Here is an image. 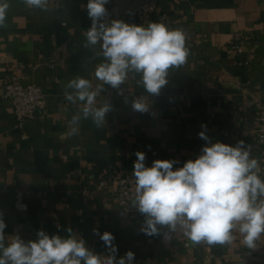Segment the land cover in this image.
Returning a JSON list of instances; mask_svg holds the SVG:
<instances>
[{
    "label": "crops",
    "instance_id": "0c3cea01",
    "mask_svg": "<svg viewBox=\"0 0 264 264\" xmlns=\"http://www.w3.org/2000/svg\"><path fill=\"white\" fill-rule=\"evenodd\" d=\"M8 2L7 27L0 28V215L6 239L19 234L25 242L35 240L40 230L67 238L70 227L105 257L108 249L95 228L113 234L117 259L132 251L133 264H264V236L255 249L238 235L231 244L194 247L173 234L165 240L166 227L148 236L141 231L145 215L122 218L113 187L100 191L96 183L98 170L120 175L133 169L137 151L146 154L147 167L168 159L176 161L173 170L180 168L201 154L207 143L201 131L211 143L251 145L264 178L256 112L264 104V0H160L149 22L129 23L161 22L186 33L187 62L169 69L158 96L146 93L138 73L130 72L119 88L96 79V67L106 61L98 54L100 44L84 46L91 26L88 0H49L47 11L23 0ZM11 77L40 87L46 96L47 109L22 124L4 97ZM76 77L89 79L93 91L100 86L93 107H110L101 127L91 116L83 118L85 102L65 99L66 91L74 92L66 85ZM140 98L148 112L133 109ZM76 115L78 125L70 126ZM71 127L78 134L69 136ZM18 194L24 210L17 206Z\"/></svg>",
    "mask_w": 264,
    "mask_h": 264
},
{
    "label": "clouds",
    "instance_id": "9594fccd",
    "mask_svg": "<svg viewBox=\"0 0 264 264\" xmlns=\"http://www.w3.org/2000/svg\"><path fill=\"white\" fill-rule=\"evenodd\" d=\"M31 9L48 10L49 0H23ZM109 0H88L87 15L91 26L85 33V47L100 44L106 62L95 69V77L103 84L119 88L128 79L129 73L141 74V83L149 95H159L168 83L169 69L179 68L187 62L189 49L183 29H171L161 22L144 25L129 24L113 19L105 23L109 15L106 5ZM8 0H0V28L7 27ZM65 99L75 103L85 102L83 118L92 117L101 127L110 107L104 104L93 107L100 86L93 91L89 79H71ZM135 111L148 112L143 98L133 105ZM81 117L73 116L69 122L78 125ZM206 129V125H202ZM78 127H71L69 136L78 134ZM206 141L196 159L187 160L182 167L173 170L174 160L156 159L150 167L145 166L146 154L137 151L133 165L135 178L133 206L145 215L141 231L148 236L160 234L166 227L164 239L182 231L193 244L209 246L231 244L237 237L249 249L257 247L264 236V178L258 159L251 157V145L243 140L235 146L226 143H211L205 131L199 134ZM7 227L0 215V264H133L132 251L117 259L118 249L112 233L100 234L108 255L101 257L86 246L69 227L67 238L49 236L43 230L37 239L25 242L19 234L6 239Z\"/></svg>",
    "mask_w": 264,
    "mask_h": 264
},
{
    "label": "built area",
    "instance_id": "2783aa9c",
    "mask_svg": "<svg viewBox=\"0 0 264 264\" xmlns=\"http://www.w3.org/2000/svg\"><path fill=\"white\" fill-rule=\"evenodd\" d=\"M160 0H109L106 5L109 15L107 20L113 19L123 20L126 23H147L158 12V5ZM58 7V5H56ZM237 51L241 54L243 49L237 46ZM54 68V65H50ZM14 106V112L17 121L22 124L28 119L35 118L38 112H44L47 109L46 96L43 90L35 85L24 86L20 83L18 77H11L5 81V95ZM257 116L259 121L258 133V147L264 149V104H257ZM102 169V168H101ZM133 169L125 174L111 175L102 170H98L97 189L105 191L109 185L113 187V194L115 195L121 212L122 218L128 219L139 213L138 209L133 206L132 200L134 198L135 178L132 175ZM17 206L24 210L25 205L22 203V195H17ZM3 200L2 191H0V205ZM174 238L187 247H194L202 245L193 244L184 236L182 231L173 233ZM252 256L251 253L248 254Z\"/></svg>",
    "mask_w": 264,
    "mask_h": 264
},
{
    "label": "trees",
    "instance_id": "16d2710c",
    "mask_svg": "<svg viewBox=\"0 0 264 264\" xmlns=\"http://www.w3.org/2000/svg\"><path fill=\"white\" fill-rule=\"evenodd\" d=\"M227 1H230V0H223V2H227Z\"/></svg>",
    "mask_w": 264,
    "mask_h": 264
}]
</instances>
